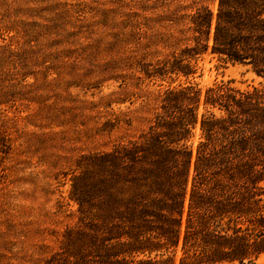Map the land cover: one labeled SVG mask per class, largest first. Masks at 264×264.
I'll return each mask as SVG.
<instances>
[{
  "label": "trees",
  "instance_id": "1",
  "mask_svg": "<svg viewBox=\"0 0 264 264\" xmlns=\"http://www.w3.org/2000/svg\"><path fill=\"white\" fill-rule=\"evenodd\" d=\"M150 1L119 4L147 12ZM207 1L182 6L165 23L176 33L152 40L153 50L135 42L138 25L124 19L130 37L121 41L135 48L110 69L131 67L158 83L156 106L134 140L90 155L72 178L77 221L45 264H257L264 256V0H212L215 10ZM8 5L0 0V10ZM206 55L258 82L201 87L194 79ZM111 96L92 103L105 110L98 134L122 122L111 106L126 98ZM11 142L0 123V185Z\"/></svg>",
  "mask_w": 264,
  "mask_h": 264
},
{
  "label": "rangeland",
  "instance_id": "2",
  "mask_svg": "<svg viewBox=\"0 0 264 264\" xmlns=\"http://www.w3.org/2000/svg\"><path fill=\"white\" fill-rule=\"evenodd\" d=\"M193 1L151 0L143 12L119 0H8L0 10V29H8L0 41V123L12 140L0 185V264H45L57 253L62 232L77 221V205L68 200L72 178L90 155L134 140L152 117L158 83L141 81L131 67L110 69L135 48L121 41L130 37L124 19L138 25L135 42L153 50L152 40L176 33L166 21ZM218 65L204 56L194 81L206 87L234 80L240 88L258 82L244 67ZM107 94L126 98L111 106L122 119L111 135L97 133L105 110L94 105Z\"/></svg>",
  "mask_w": 264,
  "mask_h": 264
}]
</instances>
